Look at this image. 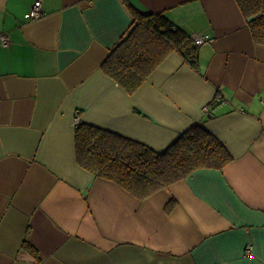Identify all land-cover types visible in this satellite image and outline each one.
<instances>
[{
  "label": "crops",
  "instance_id": "0c3cea01",
  "mask_svg": "<svg viewBox=\"0 0 264 264\" xmlns=\"http://www.w3.org/2000/svg\"><path fill=\"white\" fill-rule=\"evenodd\" d=\"M34 1L0 0V264H264V44L237 0ZM128 4L208 35L196 67L108 76ZM76 117L158 151L200 123L232 159L140 199L77 163Z\"/></svg>",
  "mask_w": 264,
  "mask_h": 264
},
{
  "label": "trees",
  "instance_id": "16d2710c",
  "mask_svg": "<svg viewBox=\"0 0 264 264\" xmlns=\"http://www.w3.org/2000/svg\"><path fill=\"white\" fill-rule=\"evenodd\" d=\"M255 42L264 44V0H237ZM132 23L111 48L102 70L133 92L172 51L196 67L198 46L164 13H142L128 4ZM75 158L85 170L112 180L143 199L199 168L222 169L232 156L200 123L182 131L164 150L99 126L78 121L74 127ZM38 257L36 250L23 243Z\"/></svg>",
  "mask_w": 264,
  "mask_h": 264
},
{
  "label": "built area",
  "instance_id": "2783aa9c",
  "mask_svg": "<svg viewBox=\"0 0 264 264\" xmlns=\"http://www.w3.org/2000/svg\"><path fill=\"white\" fill-rule=\"evenodd\" d=\"M42 9H41V1L40 0H35L30 11H29V16L32 19H37L41 16L42 14ZM192 41L195 45L200 46L206 42H208L210 40V37L206 34H196L191 36ZM0 42L3 44H7L8 43V38L7 36H5L4 34L0 35ZM78 122V118L76 117L74 120V123L76 124ZM251 250L250 246L246 247V253H249Z\"/></svg>",
  "mask_w": 264,
  "mask_h": 264
},
{
  "label": "water",
  "instance_id": "95a60500",
  "mask_svg": "<svg viewBox=\"0 0 264 264\" xmlns=\"http://www.w3.org/2000/svg\"><path fill=\"white\" fill-rule=\"evenodd\" d=\"M253 18V16H251V17H249V18H247L248 20H251Z\"/></svg>",
  "mask_w": 264,
  "mask_h": 264
}]
</instances>
